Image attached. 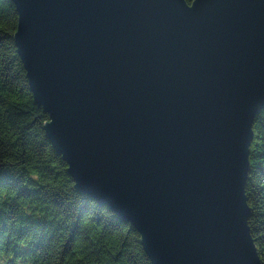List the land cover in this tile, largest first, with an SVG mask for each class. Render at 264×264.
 I'll return each mask as SVG.
<instances>
[{
	"label": "water",
	"instance_id": "water-1",
	"mask_svg": "<svg viewBox=\"0 0 264 264\" xmlns=\"http://www.w3.org/2000/svg\"><path fill=\"white\" fill-rule=\"evenodd\" d=\"M16 52L76 190L151 264H261L245 196L264 0H11Z\"/></svg>",
	"mask_w": 264,
	"mask_h": 264
},
{
	"label": "trees",
	"instance_id": "trees-1",
	"mask_svg": "<svg viewBox=\"0 0 264 264\" xmlns=\"http://www.w3.org/2000/svg\"><path fill=\"white\" fill-rule=\"evenodd\" d=\"M16 26L13 3L0 0V264H151L130 224L76 190L43 129L48 116L29 90ZM252 133L247 225L264 264V110Z\"/></svg>",
	"mask_w": 264,
	"mask_h": 264
}]
</instances>
